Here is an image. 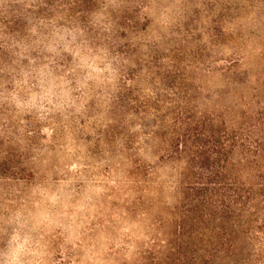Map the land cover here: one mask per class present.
Instances as JSON below:
<instances>
[{"label":"rangeland","instance_id":"1","mask_svg":"<svg viewBox=\"0 0 264 264\" xmlns=\"http://www.w3.org/2000/svg\"><path fill=\"white\" fill-rule=\"evenodd\" d=\"M44 1L8 0L25 16L16 19L23 28V40L17 45L33 44L37 39L30 32L33 27L44 35L54 28H79L84 35L77 37V43L86 42L94 52L106 50L116 80L89 81L86 88L75 91L84 73L73 70L70 56L57 58L53 74L68 73L72 95L79 97L76 103L87 102L79 113L69 108L41 121L35 113L17 112L7 101L15 90L14 80L23 79L21 69L30 71L28 60L0 71V155L10 153L9 163L0 168V250L15 227L9 220L20 212L28 221L21 231L28 232L33 244L39 241L44 246L45 264H142L141 253L162 240L158 219L166 212L158 204L173 201L184 162L159 158L153 148L159 138L142 135L140 116L132 117L134 125L124 128L136 137L129 152H123L126 134L110 114L109 98L117 92L123 103L148 96L152 102L158 93L167 102L181 97L176 85H200L202 91L187 92L200 109L221 103L218 96L235 108L244 101L256 108L264 101V14L252 0ZM100 12L106 18L97 25L93 17ZM17 48L11 54L20 51ZM225 48L230 55L224 54ZM28 55L37 61L32 68L47 63L48 54L39 48L29 47ZM153 64H159L156 68L162 74L164 68L174 70L165 75L167 90L156 89ZM34 77L32 72L29 83H35ZM232 91L236 97L229 101ZM19 94L26 96V86ZM152 121L147 118L143 123ZM42 123L54 132L50 140L44 141L40 134ZM31 138L36 143L33 151L27 146ZM19 154L20 158L14 156ZM71 163L77 164V171L69 170ZM13 165L18 167L15 174ZM52 194L55 204L48 202ZM37 211H47L52 223L29 231L35 223L30 214Z\"/></svg>","mask_w":264,"mask_h":264},{"label":"trees","instance_id":"2","mask_svg":"<svg viewBox=\"0 0 264 264\" xmlns=\"http://www.w3.org/2000/svg\"><path fill=\"white\" fill-rule=\"evenodd\" d=\"M251 3L264 14V0ZM13 9L12 5L0 7V35H4V41H0V71L17 65L13 63L17 57L11 53L23 40V28L17 22L23 13ZM153 65L156 68L159 64ZM156 69V89L167 90L165 75L171 68H164L163 74L159 67ZM234 74L240 75L237 71ZM176 86L181 97L167 102L158 93L152 102L148 96L136 103H123L117 92L109 98L110 114L114 120L118 118L126 134L123 152H129L136 137V133L130 135L124 128L134 125L132 117L140 116L138 129L142 135L152 140L159 138L157 148L153 146L161 154L159 158L184 162L173 201L158 204L166 212L158 219L162 240L141 253V262L264 264V101L256 103V108L250 101L235 108L232 103H224V96H218L217 102L221 103L200 109L196 98H188L187 94L189 90L202 91L200 85L192 89ZM233 92L228 95L229 101L236 97ZM147 118L153 119L149 125L143 123ZM27 143L33 151L35 140L28 139ZM9 156L8 152L0 155V168L9 163ZM14 156L20 158L21 154ZM17 168L11 166L14 174Z\"/></svg>","mask_w":264,"mask_h":264},{"label":"clouds","instance_id":"3","mask_svg":"<svg viewBox=\"0 0 264 264\" xmlns=\"http://www.w3.org/2000/svg\"><path fill=\"white\" fill-rule=\"evenodd\" d=\"M12 2L19 3L20 0H12ZM0 6L9 8L11 4L8 0H0ZM105 18L103 12L95 13L93 17L97 25ZM51 23L54 24L55 22L52 21ZM39 24L44 25V21L40 20ZM30 32L37 39L31 46H24L22 43L16 45L20 48V51L14 53L17 60L13 61V63H19L20 60L27 59L30 71L21 69L20 75L23 79L14 80L15 90L7 95L8 103L17 112L25 115L35 113L38 119L46 121L50 116L63 115L69 108L74 109L77 113L83 109L87 101L82 100L81 103H76L79 97H73L72 95L74 89L71 87L72 81L66 79L68 73H65L64 76H55L53 74L51 66L55 64L57 58L64 59L65 54L72 58L70 63L74 66L73 70L80 69L84 73L82 80H77L75 91L86 88L89 81L97 84H113L116 80V71L112 68L111 63L106 60V50L100 48L94 52L92 48L87 46L86 42L77 43V37H83L84 35L79 28L73 30L54 28L49 35H44L37 32L36 27H33ZM29 47L33 50L39 48L41 52L48 54L44 57L47 63L42 64L39 68H32V65L36 64L37 61L28 55ZM224 54L230 55L231 53L225 48ZM32 72H35V77L33 78L35 83H29V77ZM22 85L26 86V96L19 94ZM40 130L44 141L50 140L54 134L46 123L40 125ZM154 159L152 162H154ZM77 167V164L71 163L69 170L75 172ZM97 191L99 192L101 189H97ZM56 201L57 197L55 194L48 197L50 204H55ZM37 208H39L38 205ZM30 216L35 223L29 231L41 225L48 227L52 223L47 211H37L34 215L30 214ZM27 223L28 221L23 219L20 212H17L15 217L9 220V224H15V227L12 228L8 235L4 249L0 250V264H45L44 257L47 253L44 250V246L39 241L33 244L32 237L28 232L21 231L26 228ZM72 239L73 237L70 235L69 240L71 241Z\"/></svg>","mask_w":264,"mask_h":264}]
</instances>
